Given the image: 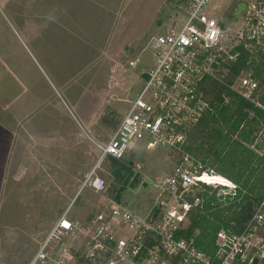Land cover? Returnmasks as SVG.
<instances>
[{
    "label": "rangeland",
    "instance_id": "1",
    "mask_svg": "<svg viewBox=\"0 0 264 264\" xmlns=\"http://www.w3.org/2000/svg\"><path fill=\"white\" fill-rule=\"evenodd\" d=\"M236 1L210 0L201 13L219 17L228 36L243 33L242 18L230 17ZM191 5L0 0V264H27L68 205L69 216L80 222L102 209L106 192L80 189L93 168V176L105 177L111 197L136 216L146 218L158 204L161 189L153 178L170 174L176 153L138 140L118 161L129 169L119 179L113 175L117 163L98 160L94 142L110 138L141 72L154 66V38L178 30ZM133 161L141 162L139 172ZM115 227L124 236L133 231L122 223Z\"/></svg>",
    "mask_w": 264,
    "mask_h": 264
},
{
    "label": "built area",
    "instance_id": "2",
    "mask_svg": "<svg viewBox=\"0 0 264 264\" xmlns=\"http://www.w3.org/2000/svg\"><path fill=\"white\" fill-rule=\"evenodd\" d=\"M208 1L192 0L183 25L154 38L158 55L154 66L141 72L140 89L128 99L129 107L110 138L103 144L94 142L100 150L98 160L106 156L126 158L138 140L176 153L170 174L153 178L162 195L152 209H159L155 218L149 220L152 211L140 218L104 196L105 205L88 222L91 229L69 216L67 206L27 264H264V193L239 232L226 228L216 231L214 256L196 248L192 238L178 234L182 227L179 217L184 218L189 208L201 202L194 193L198 183L217 186L222 195L234 194L238 188L225 176L217 179L219 175L203 168L202 161L184 148L186 132L208 107L201 94L204 80L227 86L264 109L258 100L257 81L231 69L240 56L242 37L252 52L264 51V0H244L245 9L239 17L243 33L229 32L230 36L219 17L201 13ZM251 146L264 157V126ZM132 165L136 172L141 170V162L133 161ZM93 172L94 168L80 189L105 193V177L93 176ZM117 223L133 231L126 236L119 234ZM63 237L74 241L63 243Z\"/></svg>",
    "mask_w": 264,
    "mask_h": 264
},
{
    "label": "trees",
    "instance_id": "3",
    "mask_svg": "<svg viewBox=\"0 0 264 264\" xmlns=\"http://www.w3.org/2000/svg\"><path fill=\"white\" fill-rule=\"evenodd\" d=\"M238 47L240 56L231 69L257 81L258 100L264 104V51L252 52L244 37ZM204 82L201 94L208 107L186 132L184 148L202 161L203 168L212 167L210 170L229 178L238 188L234 194L222 195L218 194L217 186L198 183L194 189L201 202L185 212L178 234L192 238L196 248L214 256L216 231L226 228L239 232L264 193V157L251 146L264 126V109L216 81ZM0 129L5 131L1 125ZM106 157L117 163L114 176L120 179L128 172V167L118 162L121 159ZM107 186L105 192L111 197L113 193ZM91 218H85L87 221H82V225L85 226Z\"/></svg>",
    "mask_w": 264,
    "mask_h": 264
},
{
    "label": "water",
    "instance_id": "4",
    "mask_svg": "<svg viewBox=\"0 0 264 264\" xmlns=\"http://www.w3.org/2000/svg\"><path fill=\"white\" fill-rule=\"evenodd\" d=\"M245 1L244 0H237L236 3L233 5L232 7V10H231V14H230V17L232 18H238L240 17L243 12H244V9H245ZM140 86H141V82L140 81H137V83L132 87L131 89V93H130V96H133L135 95L139 89H140ZM165 150H167V147L164 148ZM191 194L193 193L192 191L190 192ZM154 206H151L148 211H147V215H149L152 211ZM158 208H155L152 213L150 214L149 216V220H153L155 218V216L157 215L158 213ZM179 220H180V225L182 226L183 223H184V219L182 217H179ZM255 262V261H254ZM253 262V264H254ZM235 264H241V263H238V262H235Z\"/></svg>",
    "mask_w": 264,
    "mask_h": 264
},
{
    "label": "bare ground",
    "instance_id": "5",
    "mask_svg": "<svg viewBox=\"0 0 264 264\" xmlns=\"http://www.w3.org/2000/svg\"><path fill=\"white\" fill-rule=\"evenodd\" d=\"M215 175H219V174H215ZM223 176H221V175H219L218 177H217V179H221V180H223Z\"/></svg>",
    "mask_w": 264,
    "mask_h": 264
},
{
    "label": "crops",
    "instance_id": "6",
    "mask_svg": "<svg viewBox=\"0 0 264 264\" xmlns=\"http://www.w3.org/2000/svg\"><path fill=\"white\" fill-rule=\"evenodd\" d=\"M12 141H13V140H12ZM70 203H71V202H70ZM68 206H69V205H68ZM55 221H56V220H55ZM50 228H51V227H50ZM44 238H45V237H44ZM43 240H44V239H43ZM43 240H42V241H43ZM41 243H42V242H41ZM37 249H38V248H37Z\"/></svg>",
    "mask_w": 264,
    "mask_h": 264
}]
</instances>
